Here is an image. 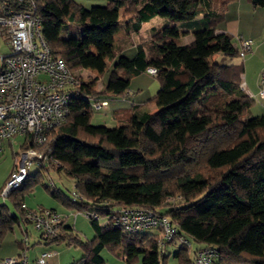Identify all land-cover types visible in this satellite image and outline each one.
Returning a JSON list of instances; mask_svg holds the SVG:
<instances>
[{
    "label": "trees",
    "instance_id": "16d2710c",
    "mask_svg": "<svg viewBox=\"0 0 264 264\" xmlns=\"http://www.w3.org/2000/svg\"><path fill=\"white\" fill-rule=\"evenodd\" d=\"M106 1L90 10L74 0L26 4L41 20L54 57L75 76L82 69L107 70L108 82L99 92L81 82L68 118L48 132L40 148L47 160L39 167L64 172L78 198L67 197L52 182L43 183L41 171L35 176L29 172L19 188L3 197L9 176L0 198L14 211L0 203V239L16 225L31 224L27 212L38 210L26 206V197L42 185L75 217L90 220L91 240L82 238L67 215L54 236L38 232L47 246L65 243L81 249L83 257L71 264H105L104 250L130 264H167L166 253H159L161 230L125 232L117 222L124 208L168 218L178 234L195 243L165 248H177L174 258L180 264H191L205 247L218 251L214 264H264V115L246 118L253 101L241 88L244 64L214 60L216 55L240 57L238 41L218 31L233 0ZM252 4L264 8V0ZM156 17L169 22L138 40L133 57L122 55L125 48L116 46V35H138ZM70 26L78 27L75 35L62 36ZM190 34L195 42L183 44ZM149 69L156 70L160 82L151 101L114 112L115 127L92 125V103L129 96L131 80ZM31 146L28 136L21 149ZM196 246L200 248L194 250Z\"/></svg>",
    "mask_w": 264,
    "mask_h": 264
},
{
    "label": "built area",
    "instance_id": "2783aa9c",
    "mask_svg": "<svg viewBox=\"0 0 264 264\" xmlns=\"http://www.w3.org/2000/svg\"><path fill=\"white\" fill-rule=\"evenodd\" d=\"M0 0V41L9 48L0 54V153L4 143L15 137H31L32 146L23 151L15 162L14 169L2 192L6 197L20 187L34 164L40 166L46 155L40 150L47 143V134L61 125L69 116L70 104L76 96L81 81L66 64L53 56L42 34V22L34 8L26 4L34 0ZM239 56L244 59L252 51L253 41L238 38ZM148 74L156 76L155 69ZM241 88L251 97L244 80ZM259 97L264 100V68L260 73ZM96 111L105 108V101L94 102ZM78 195L75 193L73 199ZM29 222L44 238L60 232L62 215L53 210L27 212ZM119 226L128 233L139 234L147 229L162 232L160 255L168 245L191 248L192 243L178 234L168 218H161L149 210L124 208L119 212ZM54 252L42 254L34 264H50L48 257ZM218 251L205 247L196 253L191 264H214ZM3 264H29L26 255L8 258Z\"/></svg>",
    "mask_w": 264,
    "mask_h": 264
},
{
    "label": "rangeland",
    "instance_id": "374dc122",
    "mask_svg": "<svg viewBox=\"0 0 264 264\" xmlns=\"http://www.w3.org/2000/svg\"><path fill=\"white\" fill-rule=\"evenodd\" d=\"M74 1L88 10L92 9L93 7H104V6H94V5H98L97 4L98 0H74ZM168 22L169 21L167 19L156 17L150 23L144 25L139 35V38L140 39L144 38L145 40L148 39V35L152 28L154 27H157L159 29L163 28L168 24ZM120 33L121 34L119 35V40L122 41L125 39L126 35L124 34V32H120ZM184 39L185 40L183 41V44L185 45L191 44V42L187 41L190 39L189 36L185 37ZM255 44L256 43L253 42L254 45L253 54H255L254 57L255 59L252 61L251 65L248 68L249 70L247 75L248 78L255 77L256 75L255 71H257L259 67H264V38H263V44L260 49H257L258 44L257 45ZM124 50H125L124 55L127 57H133L136 53V49L130 46H128ZM8 52H9V48L7 47V45L3 41H0V54H6ZM250 54L251 53H248L247 55ZM246 58L247 60L249 59V57ZM246 58L242 59L240 57L233 58V57H225L222 55H216L214 57V60L216 63L222 65H231V64L240 65L243 64L244 60L246 61ZM106 63L109 66V62ZM244 64L246 66L245 62ZM76 75L81 82L89 83V87L96 92L97 90L101 89L102 86H106L108 82L107 72L105 73L103 80L96 78L94 73L89 69H82L79 72H77ZM248 78H246V74H245V77L243 79L245 84ZM159 89H160L159 80L155 76H150L148 73H144L140 76L133 78L130 83V90L128 92L129 96L122 98L119 97L113 100H109V105H107L105 108H102L99 111H96L93 105L90 106L92 125L95 126L105 125L107 127H115V122L113 120V112L116 108L120 107V105H125V107H129V104L132 102H135L136 104L142 102L148 103L157 95ZM252 101H253L252 103L253 106L250 109L251 111L249 110V113L246 114V118H251L253 115H261L264 112V108H263L264 100H260L259 91L256 97L255 95L252 97ZM25 139H26L25 137L18 136L15 137L9 145L7 143H4V150L3 152L0 153V188L3 185L6 176L7 175L9 176V173L12 171L17 158L21 156V154L23 153L21 146L22 144H24ZM40 171L42 172L43 175V180H42L43 183L50 184L52 182L54 183L56 188L62 191L67 197L73 198V194H74L73 180L70 177H68L64 172L58 173L52 168H50L49 171H45L36 164H34L33 167L30 169V175L35 176ZM26 202L33 210H39L40 209L39 207L42 205L45 207L43 209H47V210H51L52 208H55L57 212L61 215H64L66 214L67 211H69V210L65 211L66 208L64 207V205H62L60 202L55 200L52 197V195L44 189L42 185H38L37 187L33 188L32 193L26 197ZM0 203H6L11 207L9 201L3 197L0 198ZM11 210L14 211L12 207ZM71 215L72 218L70 219V223L81 234L83 239L91 240L94 237V231L91 227L90 220L82 214H76V218H75V214H71ZM105 222H106L105 220H101L102 224H105ZM22 228L23 229L27 228V230L32 235L33 239H36L37 237L36 235L39 236L38 232L36 231V229L32 224L22 223L20 225H16L14 230L16 233H19ZM147 232H156V231L148 230ZM14 238H8L5 241L6 244L3 246L4 252L9 251L8 242L11 241V239L14 240ZM42 249L46 250V252H49L50 250H54L57 253L55 259H58V261L60 262L59 264H69L73 261H78L79 259H81V256L83 254V251L81 249L76 248L74 246L71 247L67 246L65 243L53 244L49 246H46L44 244ZM170 250L171 248L168 247L166 252V256L168 258L167 264H180L179 261L174 258ZM108 252H109L108 250H104L102 252V257L106 258V254H108ZM6 259L8 258H4L0 260V264H3V261H5Z\"/></svg>",
    "mask_w": 264,
    "mask_h": 264
},
{
    "label": "crops",
    "instance_id": "0c3cea01",
    "mask_svg": "<svg viewBox=\"0 0 264 264\" xmlns=\"http://www.w3.org/2000/svg\"><path fill=\"white\" fill-rule=\"evenodd\" d=\"M97 4L98 5H94V6H105V5H107V1L106 0L105 1L104 0H98ZM150 22H148V23H150ZM148 23H145L142 25L141 31H142L144 25H146ZM77 30H78L77 26H70L68 28V32L65 31V33L62 36L66 37V36L75 35ZM141 31H140V33H141ZM218 31L219 32H227L236 41L238 38H244L246 40H252L254 43H256L255 45L258 44L257 49H260L262 44H263V38H264V8L254 7L252 4V0H233L228 4L227 11H226L225 17H224V21L219 24ZM140 33L138 35H136L134 33L124 32V34L126 36H125V39L122 41L119 40V35L121 33H118L115 37L114 43L117 46L120 42V44L123 45L122 48H127L128 46L135 48L138 40H140V38H139ZM188 36L190 37V39L187 40L188 42H191V43L195 42V38L193 37V35L190 34ZM132 37H134V38H132ZM91 49L96 54L97 53L98 54L103 53L102 50H99L98 48L92 47ZM122 50H123L122 55H124L125 50L124 49H122ZM250 53H251L250 55H246V57H249V59L247 60V58L245 57L246 61L244 60V62L246 63V66L243 62V64H244V74L242 77L243 79L245 77V74H246V78H248V76H247L248 72H249L248 68L251 65L252 61L255 59L254 58L255 54H253V48H252V51ZM105 56H106V59H105L106 62H109V66H111L112 62L109 61L110 60L109 55L106 54ZM231 65H233V64H231ZM263 68L264 67H259V69H257V71H255L256 72L255 77H252V78L249 77L246 81V85H247L248 90L251 92V94H253V96L255 95V97L258 95L260 73H261ZM89 70L92 71L94 73V75L96 76V78H99L100 80H103L105 73L107 72V70H103V71L93 70V69H89ZM246 70H247V73H246ZM150 76H152V75H150ZM87 84H89V83H87ZM104 87L105 86H102L101 89L97 90V92L102 91L104 89ZM109 96H111V95L109 94L108 97ZM105 102H107V104L109 105V100L105 101ZM135 105L143 107V106H145V102H142L139 104L132 102L129 104V107H125V105H120V107L116 108L114 110V112L120 111V110H125V109H130L132 106H135ZM252 106L253 105H251L250 109L252 108ZM145 108H147V107H145ZM114 112H113V114H114ZM263 115H264V112L261 115H253V116H263ZM116 124L117 123L115 122V126H116ZM5 143H7V142H5ZM10 143L11 142H9L7 144L9 145ZM10 173H9V176H10ZM9 176L8 175L6 176V179L4 180L3 185L6 182V180L9 178ZM26 206L28 208H31L27 204V202H26ZM39 208L42 209L45 207L41 205ZM52 209L56 210L55 208H52ZM65 211H66V209H65ZM56 212H57V210H56ZM72 213H71V211H67L66 214H64V215L70 216V219H71ZM70 219H69V221H70ZM36 236H37L36 239H33L32 235L27 230V228L26 229L22 228L19 233H16L14 230L12 233H10L8 236H6L4 239H0V260H2L4 258H16V257H20L21 255L25 254L29 264H34V262L41 256V254L47 253L46 250L42 249L43 245L44 244L46 245V242L42 238H40V234H39V236L38 235H36ZM8 238H14V240L11 239V241L8 242L9 251L4 252L3 246L6 244L5 241ZM170 248H171L170 252L174 256L175 253L177 252V248L174 246L173 247L171 246ZM173 248H175V249H173ZM199 248H200V246H196L193 249L196 250ZM52 252H54V254H53V256L48 257V262L50 264H57V263L59 264L60 262L58 261V259H55L57 253L54 250H50L48 253H52ZM82 257H83V254H82L81 258ZM103 258L105 260V264H130L129 260L126 257H123V256L119 257V256L111 253L110 251L108 252V254H106V258L105 257H103ZM71 263H69V264H71ZM136 264H141V262H138Z\"/></svg>",
    "mask_w": 264,
    "mask_h": 264
}]
</instances>
